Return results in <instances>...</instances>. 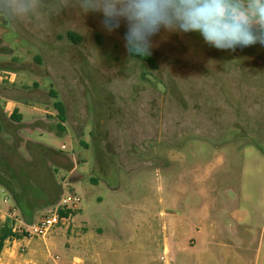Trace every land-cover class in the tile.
<instances>
[{"label": "rangeland", "instance_id": "1", "mask_svg": "<svg viewBox=\"0 0 264 264\" xmlns=\"http://www.w3.org/2000/svg\"><path fill=\"white\" fill-rule=\"evenodd\" d=\"M102 19L77 0H48L38 17L0 16V110L20 108L33 124L4 121L0 164L33 177L41 200L79 196L74 221L100 228L106 241L93 264H167L151 238L162 242L171 220L203 224L223 243L247 225L253 257L264 237V46L218 50L199 33L161 29L152 69L129 55L125 25L109 33ZM50 90L65 104V131L56 128ZM13 208L0 186V210ZM18 252L31 259L29 249ZM220 257L230 264L228 253Z\"/></svg>", "mask_w": 264, "mask_h": 264}, {"label": "clouds", "instance_id": "2", "mask_svg": "<svg viewBox=\"0 0 264 264\" xmlns=\"http://www.w3.org/2000/svg\"><path fill=\"white\" fill-rule=\"evenodd\" d=\"M85 13H99L109 33L123 23L129 55L151 54L152 37L167 32L199 33L218 50L264 46V0H77ZM48 0H0V16L38 17Z\"/></svg>", "mask_w": 264, "mask_h": 264}, {"label": "crops", "instance_id": "3", "mask_svg": "<svg viewBox=\"0 0 264 264\" xmlns=\"http://www.w3.org/2000/svg\"><path fill=\"white\" fill-rule=\"evenodd\" d=\"M12 112L4 113L9 117ZM20 113L23 115L21 110ZM76 216L73 217L71 229L62 226L53 230L43 239L25 240L21 238L15 243L6 242L0 257V264H2V260L4 264H93L98 246L106 241H103L104 239L101 237L100 228L92 229L87 223L88 230L83 231L82 223L86 222H75ZM144 225V228L148 229L151 223ZM241 226L233 228L236 237L234 241L228 243H223L217 232L207 231L208 228L203 224L191 225L175 220L165 224L162 242L158 241L156 237L150 236V238L152 237L153 243H160L159 247L169 258L167 264H188L190 258H194L193 264H222L220 257L222 253H228L231 257L230 264H249V260H253V258L255 264H264V237L256 255L252 257L251 232L247 231V225H245V229ZM148 234L156 235L150 232ZM7 244L11 246L7 248ZM60 245L67 247V250L62 253V257L56 254ZM21 246H27L31 259L22 260V253L18 252V248Z\"/></svg>", "mask_w": 264, "mask_h": 264}, {"label": "trees", "instance_id": "4", "mask_svg": "<svg viewBox=\"0 0 264 264\" xmlns=\"http://www.w3.org/2000/svg\"><path fill=\"white\" fill-rule=\"evenodd\" d=\"M67 37L75 42L80 43L82 38L77 33L73 31H69L67 33ZM133 58L138 59L142 62H145L152 69H157L158 64L153 56H136L131 55ZM50 95L55 99L53 103L54 109L57 111L56 118L58 122L56 124V128L59 131H65L64 124L67 120V112L64 102L59 99L58 93L54 90H50ZM13 121L16 124L22 125L24 129L32 130V123L23 122V115L20 113L19 108H15L12 114L8 117L6 114L0 110V133L4 131V121ZM24 143L30 144V142L25 141ZM37 149H39L43 153L53 152L51 148L45 146L43 144H33ZM56 153H63L62 151ZM70 162V161H69ZM62 168L65 170H71V165H64ZM0 186L8 193L11 200L14 202L16 208L20 211L22 219L27 223H33L35 216L41 210L46 207L55 205L56 200H41L42 191L37 185V181L34 180L33 177L28 175V173L24 170H15L13 169L6 161H2L0 164ZM59 195L61 196V189L59 188ZM75 215V214H74ZM14 222L10 218H4L0 222V257L5 248V244L8 239L13 237L20 236L16 235L13 232Z\"/></svg>", "mask_w": 264, "mask_h": 264}, {"label": "built area", "instance_id": "5", "mask_svg": "<svg viewBox=\"0 0 264 264\" xmlns=\"http://www.w3.org/2000/svg\"><path fill=\"white\" fill-rule=\"evenodd\" d=\"M0 79H3V77L0 76ZM6 79L11 83L13 82L11 77H6ZM62 149H65L64 145ZM79 203L80 198L77 194L65 191L55 208L33 223H26L16 208H13L7 214L0 210V219L4 216L10 218L15 224L13 232L25 240L43 239L58 227H69ZM18 240V237H13L8 239L7 243H15ZM26 249L27 246H22V251H26Z\"/></svg>", "mask_w": 264, "mask_h": 264}]
</instances>
